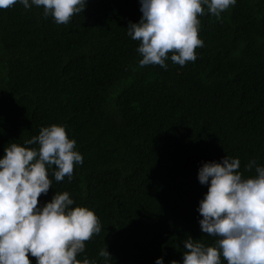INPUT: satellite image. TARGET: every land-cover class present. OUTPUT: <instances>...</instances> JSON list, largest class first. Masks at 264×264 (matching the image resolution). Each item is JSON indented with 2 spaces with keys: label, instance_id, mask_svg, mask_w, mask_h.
<instances>
[{
  "label": "trees",
  "instance_id": "16d2710c",
  "mask_svg": "<svg viewBox=\"0 0 264 264\" xmlns=\"http://www.w3.org/2000/svg\"><path fill=\"white\" fill-rule=\"evenodd\" d=\"M141 16L140 0H86L68 24L35 5L0 8V158L67 126L83 163L70 181L49 170L38 199L68 191L73 207L95 210L101 232L77 258L98 264H169L189 237L214 244L199 223V167L226 155L246 177L250 161L264 166V0H237L219 19L206 11L197 59L181 66L169 53L167 69L139 64L127 27Z\"/></svg>",
  "mask_w": 264,
  "mask_h": 264
},
{
  "label": "clouds",
  "instance_id": "9594fccd",
  "mask_svg": "<svg viewBox=\"0 0 264 264\" xmlns=\"http://www.w3.org/2000/svg\"><path fill=\"white\" fill-rule=\"evenodd\" d=\"M17 3L30 9L42 7L43 15L57 24H68L86 7V0H0V8ZM237 0H140L139 22H129L128 35L140 41V66L158 64L167 69L170 59L181 66L197 59L196 49L204 45L200 37V17L207 13L218 19ZM66 125L53 123L23 144L11 143L0 158V264H98L78 259L86 241L101 232L95 210L75 206L68 191L55 192L44 204L41 194L56 181L73 177L83 155L70 138ZM35 145V146H33ZM33 146V147H29ZM238 157L206 161L198 170V180L208 185L199 202L203 233L217 237L205 245L192 237L184 241L183 260L169 264H264V166L255 165V175L244 176ZM55 166V167H53ZM101 257L111 253L102 249ZM223 258V259H222ZM155 264H165L163 256Z\"/></svg>",
  "mask_w": 264,
  "mask_h": 264
}]
</instances>
